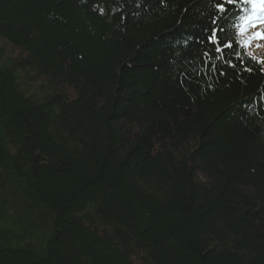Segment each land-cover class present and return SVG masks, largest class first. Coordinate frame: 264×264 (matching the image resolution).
<instances>
[{"label":"trees","instance_id":"obj_1","mask_svg":"<svg viewBox=\"0 0 264 264\" xmlns=\"http://www.w3.org/2000/svg\"><path fill=\"white\" fill-rule=\"evenodd\" d=\"M217 3L0 0V264H264V58Z\"/></svg>","mask_w":264,"mask_h":264},{"label":"snow or ice","instance_id":"obj_2","mask_svg":"<svg viewBox=\"0 0 264 264\" xmlns=\"http://www.w3.org/2000/svg\"><path fill=\"white\" fill-rule=\"evenodd\" d=\"M240 2L243 4L251 5L253 14L248 16H242L239 18L242 21V23L238 26L237 35H243L245 32H247L246 25L250 24L251 26L255 27V23H254V19L256 18L255 13L264 12V0H240ZM226 3L231 5L234 3V0H226ZM215 7L221 13L225 11V7L223 3H217ZM253 39L264 40V32L261 31L255 32L253 36H251L248 40H245L243 42V47H247L251 43V40ZM206 42L212 43L214 45L216 53H222L225 49L231 50L233 49V44H234V42L232 41H229L228 43H223L222 41L218 40L215 29L211 30L210 35L207 37ZM221 44H223V47H221Z\"/></svg>","mask_w":264,"mask_h":264},{"label":"rangeland","instance_id":"obj_3","mask_svg":"<svg viewBox=\"0 0 264 264\" xmlns=\"http://www.w3.org/2000/svg\"><path fill=\"white\" fill-rule=\"evenodd\" d=\"M263 19H264V17H263L262 14H258L257 17H256V20H263ZM263 25H264V23L260 25L259 29H254V32H257V31L264 32V26ZM255 41H257V40L253 39V42H255ZM257 43H258V46H257L256 51L259 52V53H256V54L259 55V56L264 57V40H258ZM2 44H3V42L0 41V47L4 48L5 45H2ZM8 49L9 50H8L7 54H11V53L15 52L14 50H12V48H8Z\"/></svg>","mask_w":264,"mask_h":264},{"label":"bare ground","instance_id":"obj_4","mask_svg":"<svg viewBox=\"0 0 264 264\" xmlns=\"http://www.w3.org/2000/svg\"><path fill=\"white\" fill-rule=\"evenodd\" d=\"M222 2L224 3V4H226V0H222ZM230 6V8H232L233 10H234V12H235V17L238 15V13L240 12V9H241V6H239L238 7V4H237V2H235L234 1V3L233 4H231V5H229ZM242 23V21L240 20V24Z\"/></svg>","mask_w":264,"mask_h":264}]
</instances>
